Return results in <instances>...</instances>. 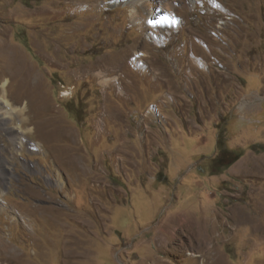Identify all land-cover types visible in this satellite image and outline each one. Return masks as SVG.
Wrapping results in <instances>:
<instances>
[{
  "label": "rangeland",
  "instance_id": "1",
  "mask_svg": "<svg viewBox=\"0 0 264 264\" xmlns=\"http://www.w3.org/2000/svg\"><path fill=\"white\" fill-rule=\"evenodd\" d=\"M113 1L0 0V264H264V0Z\"/></svg>",
  "mask_w": 264,
  "mask_h": 264
},
{
  "label": "trees",
  "instance_id": "2",
  "mask_svg": "<svg viewBox=\"0 0 264 264\" xmlns=\"http://www.w3.org/2000/svg\"><path fill=\"white\" fill-rule=\"evenodd\" d=\"M220 129L216 138V155L211 161L210 169L212 174L220 173L222 170L236 162L243 154L242 150L230 149L227 147L224 132ZM161 175V174H160ZM158 181H163L158 176Z\"/></svg>",
  "mask_w": 264,
  "mask_h": 264
},
{
  "label": "bare ground",
  "instance_id": "3",
  "mask_svg": "<svg viewBox=\"0 0 264 264\" xmlns=\"http://www.w3.org/2000/svg\"><path fill=\"white\" fill-rule=\"evenodd\" d=\"M112 1V0H111ZM119 0H114L113 1V3H117ZM108 3H111V2H108ZM112 3V4H113ZM134 4H136V5H138V3L134 0V2H133ZM142 5H143V9H144V14H146V16L148 15V14H150L152 11L151 10H149L152 6H151V4H149V0H144V2L142 3ZM147 5V6H146ZM145 6V7H144ZM154 6V5H153ZM140 7V6H139ZM147 10H146V9ZM161 9V8H160ZM142 10V9H141ZM132 11V10H131ZM137 11V10H136ZM138 12V11H137ZM137 12H132L133 13V15L135 16V18L137 17L136 16V13ZM155 12V11H154ZM156 13V12H155ZM156 15V14H155ZM155 15H153V16H155ZM142 16V15H141ZM144 16V15H143ZM151 16V15H150ZM150 16L148 17V19L146 20V21H143V17H139L140 19H142V21H137V23H134L136 26H140L142 29L144 28V26H149V25H152V24H154V22L151 20V18H150ZM84 26V25H83ZM147 28V27H146ZM210 36V35H209ZM140 40V39H139ZM135 44V43H134ZM140 44V43H139ZM138 43H136L135 45H133L132 47H131V49L133 48L134 49V47H136L137 45H139ZM147 45V44H146ZM145 46V45H144ZM190 46V45H189ZM216 47V46H215ZM146 48H148V47H146ZM145 48V49H146ZM131 49H129L126 53H125V55H124V57L126 56V57H130L131 56ZM141 51V50H140ZM122 53V52H121ZM145 53H146V51H145ZM136 56H139L140 58H143V55H140L139 54V52L135 55V57ZM134 57V58H135ZM111 59V58H110ZM109 59V60H110ZM120 59V58H119ZM122 59H124V58H122ZM145 59V58H144ZM107 60V59H106ZM109 60H108V62H109ZM112 60H113V58H112ZM99 61V60H98ZM103 61H105V60H103ZM133 61V60H132ZM110 64V63H109ZM144 64V63H143ZM146 65V64H145ZM130 66V65H129ZM109 66H107L106 64H102V65H99V67H98V69H96V70H98V72L97 73H94L93 75H95L98 79H100V78H103V77H105V76H107V74H106V72H107V70L106 69H109L108 68ZM91 68V67H90ZM157 68V67H156ZM151 69V68H150ZM92 71V70H91ZM93 71H95L94 69H93ZM88 78V77H87ZM116 78H118V77H116ZM109 79V78H108ZM101 80V79H100ZM173 80V79H172ZM106 81H109V80H102V83L103 82H106ZM121 81V79L119 78V79H117V80H115V81H113V83L115 82V83H118V82H120ZM101 83V82H100ZM173 83V82H172ZM104 84H106V83H104ZM201 84V83H200ZM117 85V84H116ZM121 86H122V84H121ZM118 88V87H117ZM3 95H4V93L2 94V97H1V99H0V110H2L4 107H7L6 106V102H5V100H4V97H3ZM21 116V115H20ZM3 118H5V117H3ZM17 118V117H16ZM55 180V179H54ZM59 184V183H58ZM196 256V255H195Z\"/></svg>",
  "mask_w": 264,
  "mask_h": 264
}]
</instances>
